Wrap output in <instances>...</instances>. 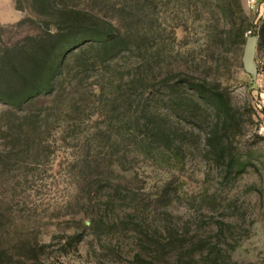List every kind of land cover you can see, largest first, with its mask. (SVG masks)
I'll list each match as a JSON object with an SVG mask.
<instances>
[{
	"label": "rangeland",
	"instance_id": "1",
	"mask_svg": "<svg viewBox=\"0 0 264 264\" xmlns=\"http://www.w3.org/2000/svg\"><path fill=\"white\" fill-rule=\"evenodd\" d=\"M9 1L0 70L61 38L0 94V264H264V0Z\"/></svg>",
	"mask_w": 264,
	"mask_h": 264
},
{
	"label": "trees",
	"instance_id": "2",
	"mask_svg": "<svg viewBox=\"0 0 264 264\" xmlns=\"http://www.w3.org/2000/svg\"><path fill=\"white\" fill-rule=\"evenodd\" d=\"M78 13L79 12L75 13L76 18L79 17ZM109 25L113 24L109 22ZM87 28L93 32L99 27L93 22V20H90ZM257 28L258 48L261 49L264 48V20L261 21ZM59 31L61 30L58 29L55 33H48L46 38L35 36L27 37V39H25L26 42L22 47L25 52H28V55H31V57L18 59L16 55H13L9 60L7 65L8 67L5 70H0V94H4V99L7 103L14 104V102L18 100L17 97L23 96L25 91L23 90L22 93L18 95L20 92L18 88L27 83L30 78H33L37 74L39 64L41 63V60L44 59L42 55H46V53L50 50L49 41L54 42L55 40L61 38V32ZM114 37L115 35L101 37V39L98 40V43L103 46H107L111 40L115 39ZM75 43L77 42H71V44ZM78 46H76L74 50L77 49Z\"/></svg>",
	"mask_w": 264,
	"mask_h": 264
},
{
	"label": "water",
	"instance_id": "3",
	"mask_svg": "<svg viewBox=\"0 0 264 264\" xmlns=\"http://www.w3.org/2000/svg\"><path fill=\"white\" fill-rule=\"evenodd\" d=\"M257 47H258V36L249 35L247 37L244 52L242 55L243 67L248 73H253L255 71L256 63L254 57L256 54Z\"/></svg>",
	"mask_w": 264,
	"mask_h": 264
},
{
	"label": "crops",
	"instance_id": "4",
	"mask_svg": "<svg viewBox=\"0 0 264 264\" xmlns=\"http://www.w3.org/2000/svg\"><path fill=\"white\" fill-rule=\"evenodd\" d=\"M4 4L8 5V7H9L10 1L9 0L8 1L0 0V20L1 21H4V20L6 21V19H4L6 15H4L5 13H3L4 9L2 7Z\"/></svg>",
	"mask_w": 264,
	"mask_h": 264
}]
</instances>
